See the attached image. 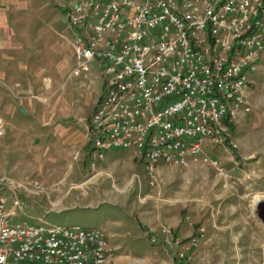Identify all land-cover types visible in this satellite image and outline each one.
Returning <instances> with one entry per match:
<instances>
[{"label":"built area","instance_id":"2783aa9c","mask_svg":"<svg viewBox=\"0 0 264 264\" xmlns=\"http://www.w3.org/2000/svg\"><path fill=\"white\" fill-rule=\"evenodd\" d=\"M58 6L76 57L70 76L88 75L97 63L103 77L86 128L87 169L124 150L143 165L151 188L160 165L201 162L228 178L203 147L208 141L226 152L237 148L231 126L251 113L249 88L264 61V0H60ZM4 127L0 117V138ZM43 191L36 179L0 174V264H110L113 250L101 227L19 219L26 200ZM145 235L152 244L170 238L183 259L205 229L171 239L170 227H150Z\"/></svg>","mask_w":264,"mask_h":264},{"label":"rangeland","instance_id":"374dc122","mask_svg":"<svg viewBox=\"0 0 264 264\" xmlns=\"http://www.w3.org/2000/svg\"><path fill=\"white\" fill-rule=\"evenodd\" d=\"M58 3L60 4V0H26L25 4L28 7L23 3L25 5L23 8L27 10L29 15L20 11H13L15 14L8 15L10 19L7 17L9 21L6 23L7 26L4 27L5 33L12 29L13 22L23 26L24 29L36 32V34H21L23 39L27 38L28 40V44L23 43V52L11 51L5 48V45H2L4 44L2 38H5V35L0 34V71L6 73V78L2 81L3 85L0 86V92L4 93L3 95L2 93L0 94L4 98L2 100V111L5 113L16 111L20 114L21 108L30 117L41 118L40 122L30 121L28 123V126L30 125L28 131H13L11 133L3 120L5 131L4 135L0 138V174L17 182L30 178L36 179L41 184L42 181L46 183L45 186L42 185L43 193L37 195L40 197H32L26 200L28 208L19 217L22 221L32 225H41L44 222L49 225H81L89 228L102 227L101 224H103L107 230L118 231L122 234L130 231L133 238L136 236L138 238L141 236L139 227L128 215L130 213L124 214L122 212L124 210L122 209L121 211L117 205L101 204L97 210H80L81 208H78L68 211H57L51 207V203L53 202L48 201V197L50 196L44 195L46 192L45 187L57 184L59 181L61 183L65 182V187H69L71 183L68 176L69 169L66 168L69 164H82L84 166L85 163V166L88 168L89 159L85 157L87 148L86 128L95 110L94 106L98 102L97 100L100 98L99 96H101L103 90V77L97 67V63L91 65V73L88 75L80 78L70 76V72L76 63V57L71 53L73 51L71 37L69 40L66 36L65 38H62L61 35L54 36L56 42L64 44L70 50L68 53L66 51V54L69 56L66 59L67 61L68 58L70 60L67 66L70 71L69 73L65 75L57 73L46 62L47 56H42L43 54L46 55L47 52L46 49L42 48L45 46L40 40V34L37 29L40 28V21H49L54 28H58L59 30L62 28V25L59 23L61 10ZM18 18H21L23 21L20 22ZM56 18H58V21ZM45 27L46 25L43 26L42 24V29ZM59 33L62 34V31ZM38 34L39 36H37ZM13 35H15L14 39L17 40L16 34ZM30 47L38 54L36 61L41 65L46 63L51 72L46 67L39 65H34L30 68L31 70L28 69L27 71H19L17 68L14 71V66L12 68L9 66L15 58L19 62L22 61L24 57H20L19 54L22 53L24 56L25 54H29L28 50ZM259 70L257 73L261 71ZM68 75L72 79V84L64 89L63 86L66 81L69 82ZM261 75L262 82L257 87V89L259 88V93L258 91L256 92V97L254 94L255 86H250L249 88L251 113L238 118L231 126V136L237 148L225 154L221 152L223 149L219 146H213L208 141L204 144V153L209 157L217 159L219 168L225 174H227L225 172L227 169L223 166V162L225 161L220 157H230L229 154L237 152L236 157L240 162L243 156L253 155V153L248 152L253 145L260 146V150L264 154V76L260 73ZM11 77L14 78L12 82L9 81ZM25 90L30 91L28 93L31 94L30 99H27L28 94H24L23 96L20 94ZM32 95L36 96L40 101L32 98ZM9 98H12L14 101L5 105V99L6 103H8ZM78 99H80L79 102ZM18 102L21 104L19 105ZM70 111L75 114V117L71 118V122L77 123L82 129L81 132H75L74 136L66 134L75 138L76 141L74 142L73 139L70 142L74 148L66 157L58 152V149L54 145L56 140L52 143L48 140L45 128L52 129L53 126L51 124H53L54 120ZM66 119L69 118L66 117ZM18 124L20 126L24 125L23 122H18ZM41 125L45 127H40ZM66 141L64 140V143ZM89 149L90 147H88ZM122 152L130 155V151L113 150L106 153L105 160L108 157L118 156ZM61 157L64 159L61 160ZM57 158H60L61 162L53 164ZM65 160L69 162H65ZM131 160L133 161L134 159L131 158ZM131 160H129V163L132 162ZM96 164L97 169L100 168L101 163ZM260 164L264 165V162ZM128 165L124 167L125 170L118 168L112 171L114 173L112 176L105 172L99 174L95 186H92L94 194L97 196L100 194L103 196H130L127 201H122L121 203L125 210L127 209L128 212H132L131 209H133L134 213H136L135 211L139 202H136L132 196H174L171 197L172 203L185 204L186 208L190 209L188 215L192 214L193 208L202 201L206 207L204 212L209 208L210 214L216 219V226L221 227L218 232H213L216 236L211 242L199 244L200 246H197L194 252L192 251L191 254L185 256L183 259L176 257V248L174 247L175 249L172 253L170 252V257L174 264H264V225L254 216V207L257 201L264 199V194L260 192L263 191L260 189L264 186L262 181L264 166L260 168L258 164L254 168L256 171L254 176L252 175L254 170L250 169L249 165L242 167L244 164L241 163L239 165L241 174L245 172L247 176L245 180L239 179L241 180L240 184L236 183L234 187H231L225 182L229 179L228 175V178H226L223 174H220L218 169L210 165H204L201 162L192 165L188 164L186 167L160 165L156 169L157 184L151 188L147 184L148 181L145 177L143 165L138 162V169L135 171L133 177ZM96 171L97 173L101 172L100 170ZM249 184H251L252 189H250ZM96 186L99 191L96 189ZM206 186L213 188V191L210 190V199H201V196H205L204 188ZM239 193L246 196L242 197L243 199H239L241 196L232 195ZM188 196L192 197L189 198ZM225 196L227 197L225 198ZM67 198L72 200L74 196H67ZM67 202V199L66 201H62L65 204ZM112 219L114 221H111ZM198 226L196 225L195 227L197 228ZM150 227L155 228L157 226ZM172 238L174 239V237ZM133 242H129L128 246H131ZM128 250L131 252L130 249Z\"/></svg>","mask_w":264,"mask_h":264},{"label":"crops","instance_id":"0c3cea01","mask_svg":"<svg viewBox=\"0 0 264 264\" xmlns=\"http://www.w3.org/2000/svg\"><path fill=\"white\" fill-rule=\"evenodd\" d=\"M23 3L25 4L26 0H20V1L0 0V34L5 35V38H2L4 43L2 45H5V48L10 49L11 51L15 50L21 52L22 48H24L23 43L25 42L28 44L27 38L23 39L21 34H33V33L36 34L34 30L29 31L28 29H24L23 26L19 25L16 22H13L11 30H9L7 33H5L6 31L4 32V27L7 26L6 23L7 21H9L7 17L9 18L11 14H15L13 13V11H17V12L20 11L27 13V10H25L23 7H25V5L28 7V5L27 4L24 5ZM2 4L4 5L2 6ZM27 15H29V13H27ZM18 19H20V22L23 21L21 20V18ZM56 20L58 21V18H56ZM59 23L62 25L61 26L62 28L60 30L58 28H54L49 21H40L39 24L40 28L37 30L38 33L40 34V40L45 46L42 48H44V50L46 49L47 52L46 55L43 54L42 56L43 57L47 56L46 62L48 63L50 68H53V70L55 69V71L59 74L62 73V75H65L66 73L70 72L67 68L70 60L69 58L68 61L66 59V57H69L68 54H66V51L68 53V51L70 50L67 49V47H65L64 44L62 43L59 44L58 42H56L55 37L61 35L62 38H65L66 36L70 40L71 35L67 34L66 29H64L65 26L62 23L61 19H59ZM42 24L43 26L46 25L44 29H42ZM61 31L62 34L59 33ZM6 34H8L7 37ZM13 34H16L17 40L14 39L15 35ZM17 34L19 35V37ZM39 34L37 36H39ZM30 49L28 50L29 54H25V56L22 53L19 54L20 57H24L22 61L19 62L15 58L13 60L14 62L12 61L11 64L9 63L10 64L9 66L11 68L12 66H14L13 69L14 71L15 68H17V70L19 71H27L28 69L31 70L30 68L32 66L39 65L41 67H46L47 70L50 71V68L46 66V63H44V65H41L38 63V61H36L38 54H36L35 50L32 47H30ZM39 66H38V70H39ZM260 70H259L260 72L254 75L255 82L253 85H251V86H255L254 89L255 97H256V92L258 91L259 93L258 90L259 88L257 89V87H259L262 82L261 81L262 75L260 76V73L263 74L264 76V61L261 63ZM0 78L4 81V79L6 78V73L0 71ZM68 80L69 82L66 81L65 85L63 86L64 89L65 87H68V85L72 84L71 82L72 79L70 78V76L68 77ZM9 81L10 82L14 81V78L11 77ZM29 92L30 91L25 90L20 94L23 96L24 94H28ZM1 93L2 92H0V94ZM3 94L4 93H2V95ZM2 95H0V117L3 118L2 120L5 121L6 127L7 129L10 130V133L13 131L26 132L29 129L30 125L28 126V123L30 121H36V122L41 121V118H35L33 116L30 117L21 108H20V114H18L16 111L5 113L4 111H2L3 108L2 100L4 99L2 98ZM30 95L31 94H28L27 99H30L31 97ZM255 97H254V102H255ZM32 98L40 101L36 96L32 95ZM12 101L14 100L12 98H9L8 103H6V99H5V105L11 103ZM41 101L44 102L43 100ZM79 101L80 99H78V102ZM18 103L19 105L21 104L20 102ZM96 104L94 107H96ZM66 117H68L69 119H66ZM74 117L75 114H73L71 111L67 112L64 114V116H61L58 119L54 120L53 124H51L53 126L52 129L45 128L47 132V137L49 138L47 139L51 143L56 140V142H54V145L58 149V152L63 154V156L65 155L66 157L67 155H69L70 152H72L71 150L74 148V146L70 142L73 141V139L74 142H76L75 138L70 136L71 135L74 136L73 134H75V132L78 131L81 132L82 129L77 123L71 122V118L73 119ZM18 122H23L24 125L20 126ZM40 127H45V126L41 125ZM66 134H70V136ZM54 135H56L55 138ZM64 140L67 141L64 143ZM221 152L226 154L225 150H222ZM248 152L253 153V155L252 156L246 155L247 157L243 156L240 162L237 160L236 157V154H238L237 152L229 154L230 157L228 156L220 157L223 161H225L223 162L224 164L223 166H225L227 170L225 169L224 170L229 176V179L226 180L225 182L229 184L231 187L232 186L234 187V184L239 183L241 181L239 180L240 178L242 180H245V177L247 176L245 172L241 174V170L239 169V165L241 163L244 164L242 167L249 165V168L254 170L252 172L253 173L252 175L254 176L256 174L254 168H256L258 164L260 168H263L264 166L263 164H260L264 162V154L262 153V150H260V146L253 145ZM131 158L132 157L127 153L125 154V152L118 154V156L108 157L104 162L100 164V168L97 169L98 171L99 170L101 171L100 173H97V171L91 172L90 170L87 169L85 163L84 166L82 164L81 165L69 164L68 167H66L69 169L68 176L70 179L69 181L71 182L69 184V187L68 188L65 187L66 185L65 182L61 183L59 181L57 184H51L48 185V187H45L46 192L44 193V195L50 196L48 197L49 198L48 201L53 202L51 203V207L57 211H68L78 208H81L80 210H97L99 209L101 204L102 205L112 204L114 206L117 205L118 208L121 209V211L123 209L124 211L122 212L124 214L130 213L128 215L133 219V221L137 224V226L141 231V236H139L138 238H136L137 236L133 238V235L131 234L130 231H127L124 234H122L118 231L107 230V228L103 224H101L102 226L101 228H103L105 231L108 245L113 250V256L111 258L110 264H159V262L161 261H168L170 263V252L172 253V251L175 249L171 243V240L169 239V241L164 242L163 238L160 236V240L158 241V243L156 244L150 243V241L145 235V231L150 226H157L155 227L157 229H159L162 226L170 227L173 229L174 239H177V238L189 237L192 233L196 232L195 226L199 225L198 227L201 226L205 229V238L202 240V242H200V244L202 245L211 242L216 236L214 235L215 233L213 232H218V230L221 229V227L216 226L215 224L216 219L212 217V215L210 214L209 208L206 212H204L206 207L205 204L202 203V201H200L199 204H197L196 207L193 208L192 214L188 215L190 209L186 208L185 204L172 203L173 200L171 197L174 196H132L133 198H135L136 202H139L135 211L136 213H134L133 209H131L132 212H128L127 209L125 210L121 203L122 201H127L128 197L130 196L127 197L103 196L101 194L97 196L94 194L92 186L93 185L95 186L99 174L105 172L106 174L109 173V175L112 176V174L114 175L112 171L117 170L118 168L125 170L124 167L129 164L128 166L132 171L131 176L133 177L135 171H137L138 169V162L134 160L132 161ZM59 159L57 158L55 160V163L53 164H57L61 162V160L64 158L61 157V160ZM129 160H131L132 162L129 163ZM65 162H69V161L65 160ZM192 164H197V162L189 163V165ZM158 168L159 167H157V169ZM192 168H196V167H192ZM262 178H263L262 181L264 183V175H262ZM45 184H46L45 181H42V185L45 186ZM249 185H250L249 186L250 189H252L251 184ZM96 189L99 191L97 186ZM210 190L213 191V188L212 187L208 188L206 186L204 188L205 196H201L202 197L201 199H205V198L210 199L209 196L211 193ZM260 190H263L260 192L264 194V186L261 187ZM232 195L241 196V198L239 199H243L242 197L246 196L245 194H240V193L236 195L234 194ZM67 196H74V198L70 200L67 198ZM188 197L190 198L192 196H188ZM226 197L227 196H225V198ZM225 198H223V200H225ZM66 199L68 200L67 204H65L66 202L62 203V201H66ZM111 221H114V219H112ZM126 240L129 242L131 241L134 242L131 244V246H128L129 242H127ZM128 249H130L131 252H129Z\"/></svg>","mask_w":264,"mask_h":264},{"label":"water","instance_id":"95a60500","mask_svg":"<svg viewBox=\"0 0 264 264\" xmlns=\"http://www.w3.org/2000/svg\"><path fill=\"white\" fill-rule=\"evenodd\" d=\"M254 216L264 225V199L257 201L254 207Z\"/></svg>","mask_w":264,"mask_h":264}]
</instances>
